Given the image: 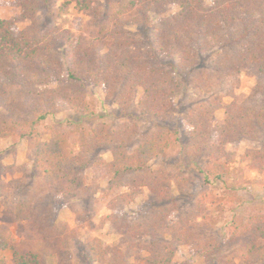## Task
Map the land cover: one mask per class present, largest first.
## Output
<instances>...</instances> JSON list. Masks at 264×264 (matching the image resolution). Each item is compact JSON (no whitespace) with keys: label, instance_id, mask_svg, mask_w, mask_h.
<instances>
[{"label":"trees","instance_id":"trees-1","mask_svg":"<svg viewBox=\"0 0 264 264\" xmlns=\"http://www.w3.org/2000/svg\"><path fill=\"white\" fill-rule=\"evenodd\" d=\"M74 1L81 10H88L94 0ZM17 4L20 20L30 24L19 30L17 20L0 19V139L11 138L14 145L26 138L35 142L34 167L40 173V191L62 200L81 197L89 186L87 171L98 166L90 155L106 149L112 156L111 162L103 163L112 175L103 195L112 212L106 221L116 233L131 240L149 239L147 244H135L147 253V264H176V255L183 246L192 247L207 261L225 247L236 246L247 263H264V213L232 222L225 240L191 233V223L208 207L206 201L187 211L177 208L170 183L149 166L179 146L176 129L156 124L145 133L135 122L112 128L100 121L71 133L77 153L71 151L67 130L50 126L48 141H44L45 133L40 130L60 106L78 114H91L89 87L104 88L106 99L112 100L121 113L137 106L142 115L164 120L181 91L179 76L195 68L201 55L217 51L211 70L198 85V98L209 94L219 79L243 72L258 78L254 89L257 95L228 105L203 101L190 111L185 118L191 128L190 153L194 158L206 156L211 161L207 179L223 180L236 159L228 146L247 140L262 144V148L247 151L243 159L250 160L251 169L264 172V0L110 2L94 10L99 19L97 35L75 39L65 30L40 28L37 17L41 0H17ZM170 7L177 11L166 16ZM152 14L160 18L153 21ZM130 27L150 29V39L133 37L127 30ZM62 44L66 45L64 57L57 51ZM138 90L142 91L139 100ZM219 110L224 111L221 123L216 121ZM10 169L0 168V175ZM13 184L22 187L18 180ZM145 188L157 201H170L169 206L136 221L120 216L119 211ZM124 189L127 191L122 192ZM19 212L22 219L34 216L37 238L35 246L20 247L0 229V248L12 250L13 264H48L47 257L56 250L53 240L59 246V264H74L75 234L67 224L54 223L53 217L36 208L29 216L24 215L22 207ZM88 258L95 264H129L124 250L98 242L89 244Z\"/></svg>","mask_w":264,"mask_h":264},{"label":"rangeland","instance_id":"rangeland-1","mask_svg":"<svg viewBox=\"0 0 264 264\" xmlns=\"http://www.w3.org/2000/svg\"><path fill=\"white\" fill-rule=\"evenodd\" d=\"M83 1V0H79ZM123 0H94L91 9L81 10L74 0H41V10L38 14V24L41 29L65 30L73 39L80 36L89 38L98 33L99 19L95 17L94 10L105 8L110 2L121 4ZM150 1V0H145ZM177 8L170 7L167 15H172ZM133 12L132 15H135ZM21 8L17 0L0 1V19L17 20V28L22 30L30 23L21 21ZM153 21L160 16L152 14ZM128 32L135 38L145 41L150 39V29L130 27ZM57 51L64 57L66 45L57 47ZM217 51L200 56L198 65L183 77L178 78L181 91L175 99L174 108L164 120H155L144 116L137 106L128 113H121L107 100L102 87H89L88 98L92 107L91 114H78L60 106L55 114L49 116L40 126L45 133L44 141L50 126H58L69 133L71 151L78 152L72 132L77 128L90 127L102 121L110 127H116L124 122H135L145 133L154 129L156 124L174 128L179 132L181 143L171 149L166 155L160 156L150 163V168L162 174L170 183L171 191L175 196V206L187 211L197 208L204 200L207 209L202 211L191 223V233L203 238L215 237L225 240L227 228L234 221L258 213H264V172L259 173L250 168V160L243 157L249 150H258L262 144L251 143L247 140L228 146V151L236 158L230 165V173L223 180L206 178L207 168L211 161L206 157L194 158L189 149L190 126L186 123L187 114L199 106L203 101L222 102L228 105L233 101L243 102L257 94L254 92L258 78L251 73H241L235 77L219 79L214 83L213 90L198 98V85L205 79V74L211 70V62L217 56ZM64 66L67 61L63 60ZM56 86V85H54ZM142 97L138 90L137 99ZM216 121H224V111L216 113ZM35 142L29 138L21 140L14 145L11 138L0 139V168H12L0 175V229L8 232L14 244L20 247L35 246L36 221L22 219L21 207L25 214L31 215L34 208L53 217L56 224H67L69 230L75 234L72 247V262L74 264H95L89 261V244L98 242L106 247H118L128 256L129 264H147V253L135 247L138 242L147 244L148 238L131 240L122 234L116 233L106 218L112 214L107 207L103 195L109 188L112 178L103 163L112 161V156L106 149H99L90 155L93 163L98 166L87 171L89 186L87 192L76 199H57L55 195L40 191V173L34 167ZM20 181L22 187L13 184ZM3 184V185H2ZM124 189L122 192H126ZM170 201L159 202L145 188L128 207L119 211L120 216H126L136 221L150 215L161 208L168 207ZM24 206V207H23ZM40 206V207H39ZM38 211V210H37ZM55 252L47 257L48 264H59L60 253L57 240H53ZM236 246L225 247L210 261L195 254L190 246L179 249L176 264H250L244 261L237 252ZM0 264H13L12 250L0 248ZM264 264V263H260Z\"/></svg>","mask_w":264,"mask_h":264}]
</instances>
